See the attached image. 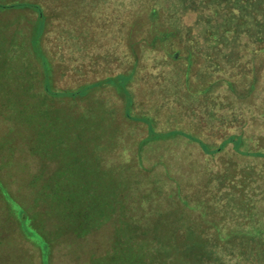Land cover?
Returning a JSON list of instances; mask_svg holds the SVG:
<instances>
[{"label": "rangeland", "instance_id": "1", "mask_svg": "<svg viewBox=\"0 0 264 264\" xmlns=\"http://www.w3.org/2000/svg\"><path fill=\"white\" fill-rule=\"evenodd\" d=\"M27 2L43 5V19ZM0 3L12 5L0 9V264H143L123 254L142 253L140 233L151 228L190 239L172 247L149 241L145 249L158 261L162 252L174 257L165 264H252L245 258L255 257L256 243L236 244L233 236L264 239V154L254 153L264 152L261 44L244 37L243 50L218 41L209 51L212 41L201 39L194 56L181 36V57L160 65L165 52L147 50L143 40L144 67L129 85L133 112L142 115L134 120L113 86L68 91L126 68L120 54L134 27L125 22L139 20L137 39L152 38L151 0ZM34 46L47 57L49 76ZM175 128L183 132H169ZM230 135L241 144L226 143L215 156L197 141L213 149ZM64 168L73 179L59 180ZM60 185L105 189L85 217L68 216L50 198ZM17 203L35 220L25 223ZM199 238L205 262L185 255Z\"/></svg>", "mask_w": 264, "mask_h": 264}, {"label": "trees", "instance_id": "2", "mask_svg": "<svg viewBox=\"0 0 264 264\" xmlns=\"http://www.w3.org/2000/svg\"><path fill=\"white\" fill-rule=\"evenodd\" d=\"M151 3L152 5L149 10V16L148 18H145L146 26L158 28L155 30L152 29L150 31L151 34L155 33L153 34L152 38L151 36L143 37L141 41L144 40L147 50L151 48L159 54L162 51L165 52L161 55V57L165 60H174L181 57V49L178 47L179 43L181 42L179 37L181 36L186 41L184 45H186L189 55L194 56L195 52H199L201 49V39L207 40L208 42L212 41V43L208 46L209 51H211V49L214 51L218 50V41H233L237 43L235 49L238 47V51L243 50L244 47L241 44L244 40V37H249L248 40L252 38L255 43H260L261 45L259 48H257V50L264 49V0H151ZM23 4L24 3H19V5ZM26 6L35 9L39 13V18L45 16L46 12L43 5L39 3L27 2ZM11 7L12 5L10 6L0 3V9H10ZM166 12H168L169 18L166 16ZM186 15H195V20L192 22H187ZM129 22L132 24V27H134L129 33L128 37L130 38L136 32L134 31L135 27L141 22L139 20L130 21L128 19V22H126V26L128 27ZM166 40L169 41L165 42ZM214 41H217V45ZM38 47L39 49L36 47L35 49L40 52V55L44 60L47 76H49L50 71L48 64H46L48 62L47 57L40 49V46ZM129 47H131L132 52L135 54L136 61H140L139 56L141 55L138 50V43L132 42L130 43ZM221 50L226 51V47H222ZM206 55L208 54L206 53ZM210 56H213V54L210 53ZM132 75L133 74L117 75L114 77H109L102 82H106L108 80L123 85L124 91L127 92L130 101L131 96L126 90L125 82L130 79ZM90 86L91 85L85 86L83 89L68 91V93L74 96L87 94L89 92ZM46 89L52 93L50 84L46 87ZM173 133L177 132L174 131ZM153 135L158 136L159 134L155 132ZM228 140L237 142L234 137L229 138ZM228 140L222 144V147L225 146ZM200 141L204 147H207L205 142L202 140ZM70 159L71 167H73L74 159ZM66 169L64 168V170L59 173V180H71L74 178L72 172L74 170L71 169V172L68 173ZM93 184L96 185V182L94 181ZM104 189L105 187L95 188L94 192L92 188L81 186L78 187V185H60L57 186L56 190L52 188V197L50 198L53 200L52 205L55 204V198L59 199V209H61L62 213L68 216L79 215L80 217H85L86 214L91 212V209L96 208L92 201L103 196L102 193ZM17 204L20 210L21 218L25 221V223L35 220L34 213H31L30 210L25 207V205H21L19 203ZM149 225L150 223L147 226ZM150 227H153L152 224ZM153 229L155 228H151V230ZM151 230L145 229L140 233V236L143 237V240L140 243H137L142 247V253L135 255L134 251L132 250L130 252L124 253L123 257L142 261L143 264H165L166 257H174H170L168 252H162L158 261L156 251H148L145 249L151 245V242L149 241H155V239H158L160 242L166 244V246L170 245L168 247H172L174 244H182V242L190 241L188 236H186V238H180L181 233L178 232H175V234H177L176 238L168 239V237H163L158 232ZM200 239L201 238L196 240V246L189 248L185 252V255L189 256L188 259L190 261L195 259V257H198L200 253L203 254L202 251L199 252L202 246L199 241ZM233 241L236 244H240L245 241L256 243V247H254L256 251L255 257L250 258L251 256H249L247 258H243L247 260L252 259L250 262L252 264H261L264 261V247L257 246L260 244V242L264 243V239L259 238L258 236L252 237L248 236L247 234H239L233 236ZM206 247L207 246H205V248ZM205 248L203 247V249ZM143 249L145 250L143 251ZM198 259L202 262H205L204 256L198 257ZM197 262L199 264V261Z\"/></svg>", "mask_w": 264, "mask_h": 264}, {"label": "crops", "instance_id": "3", "mask_svg": "<svg viewBox=\"0 0 264 264\" xmlns=\"http://www.w3.org/2000/svg\"><path fill=\"white\" fill-rule=\"evenodd\" d=\"M126 23V22H125ZM126 25V24H125ZM134 35H135V33H134ZM137 40H138V42H137ZM142 39L140 38V39H137V37H136V35H135V37L134 38H129L128 37V39H127V45H126V49L124 50V49H121V54H120V58L122 59V61H123V64L122 65H125L126 66V68H127V70H126V68L123 70V71H120V72H118V73H116V74H119V75H123V74H133L132 75V77L130 78V79H128L126 82H125V87H126V90L129 92V94H130V96H131V100L129 101V96H128V94H127V92L126 91H124V87H123V85H121L120 83H111V82H102V81H97V82H94L93 83V85H92V87H90V89H89V92H88V94H90V92L92 93L93 91H95V90H98L99 89V87H102V88H106V87H109V86H113L114 88H116L117 89V91H120L121 92V97H122V99L123 98H125V101H126V113H127V116H129V117H131L132 119H134V120H142V115H140V114H134V109L136 108V106H137V104H136V98H135V96L133 95V93H132V91H131V89L129 88V85H130V81H131V79L135 76V74L136 73H138V71L140 70V69H142L144 66H143V62H142V57H143V53H144V51L142 50V48H141V43L143 42V41H141ZM126 42V41H125ZM132 42H135V43H138V50H139V53H140V55L141 56H139V58H140V61H136V56H135V54L132 52V50H131V47H129V45H130V43H132ZM120 47V46H119ZM120 48H122V47H120ZM147 52V51H146ZM155 53H156V51H155ZM161 59H162V57H161ZM170 60V59H169ZM169 60H165V59H163L162 61V63H160V65H164V63L165 64H168L169 63ZM126 62V63H125ZM122 68H124V67H122ZM112 74H115V72L113 73V72H110V73H108V77H106L105 78V80L107 79V78H109V77H111V75ZM184 77V76H183ZM182 77V83L185 81L184 79H185V77L183 78ZM188 80V79H187ZM212 87V84H210V83H208V84H206L205 85V87H204V89H205V92H211L210 91V89L208 88V87ZM231 86H232V82H231ZM142 102V101H141ZM141 104V103H140ZM150 120H151V118H150ZM155 122H156V119H155ZM155 131L154 130V127H152L151 128V131ZM183 132V130H182V128L181 129H177V128H175V129H171L169 132ZM187 133V132H186ZM188 135L190 134V133H187ZM191 135V134H190ZM238 136H240V135H230L226 140H228L229 138H232V137H234L235 139H236V141H237V137ZM192 137V136H191ZM241 137V136H240ZM193 138V137H192ZM151 139H153L151 136H149L146 140H145V142L146 143H148L149 141H151ZM195 140H197V139H195ZM200 140H202V139H198L197 141L198 142H200V144H201V147H202V149H203V151H204V153L205 154H210V155H217V154H220L221 152H222V150H223V148L225 147H222V144H224V141L223 142H221L216 148H213V149H210L209 148V145L205 142V141H203V142H205V144L207 145V147H204L203 145H202V143H201V141ZM145 142H143V143H145ZM230 142H235V141H230V140H228V142L227 143H230ZM142 143V144H143ZM236 146H239L240 144H241V141H239V143L238 142H236ZM226 145V144H225ZM254 153H262V154H264V152H262V151H259V150H257V151H254ZM105 263H107V262H105Z\"/></svg>", "mask_w": 264, "mask_h": 264}]
</instances>
